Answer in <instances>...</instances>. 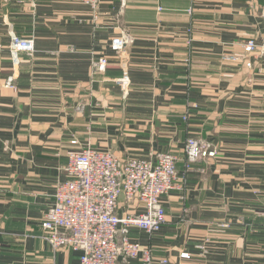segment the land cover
<instances>
[{
	"label": "crops",
	"instance_id": "crops-1",
	"mask_svg": "<svg viewBox=\"0 0 264 264\" xmlns=\"http://www.w3.org/2000/svg\"><path fill=\"white\" fill-rule=\"evenodd\" d=\"M99 16L80 0H0V41L36 44L17 64L0 56V264H80L71 249L53 251L42 223L69 153L87 146L122 162L179 158L187 185L163 199L167 224L130 231L156 261L264 264V69L221 62L264 36V0H102ZM123 32L134 43L120 56L111 43ZM124 67L127 99L116 84ZM191 137L217 155L186 172Z\"/></svg>",
	"mask_w": 264,
	"mask_h": 264
},
{
	"label": "built area",
	"instance_id": "built-area-1",
	"mask_svg": "<svg viewBox=\"0 0 264 264\" xmlns=\"http://www.w3.org/2000/svg\"><path fill=\"white\" fill-rule=\"evenodd\" d=\"M80 2L91 11L97 24L102 0ZM126 2L121 0L122 8ZM133 43L134 39L123 32L113 39L111 47L122 56ZM242 48L241 54H222L221 62L243 64L248 69L259 65L262 71L264 36L247 40ZM35 50L33 38L12 34L7 43L0 41V56L9 51L16 64L20 53L33 54ZM107 65L108 60L100 58L94 64L95 71L105 72ZM116 84L127 99L132 86L127 67L123 68ZM6 86L15 88L13 77ZM71 144L79 146L77 140ZM216 155L217 151L207 140L189 138L185 145L186 172ZM178 162L179 158L171 153L158 154L156 159L130 158L122 162L112 152L91 146L71 151L65 168L66 179L58 185L54 204L42 223L43 239L54 252L71 249L79 253L80 264H131L139 259L144 264H169L166 259L156 261L150 249L133 242L130 231L136 228L153 236L167 224L163 199L175 189L185 191L187 185V175H179ZM122 202L129 208L124 214L119 213ZM200 249L205 250V247ZM181 257L190 256L182 254Z\"/></svg>",
	"mask_w": 264,
	"mask_h": 264
},
{
	"label": "rangeland",
	"instance_id": "rangeland-1",
	"mask_svg": "<svg viewBox=\"0 0 264 264\" xmlns=\"http://www.w3.org/2000/svg\"><path fill=\"white\" fill-rule=\"evenodd\" d=\"M181 199H182V201H184V200H185V199H184V196H182V197H181ZM183 199H184V200H183ZM184 212L186 213V211H185V210H184Z\"/></svg>",
	"mask_w": 264,
	"mask_h": 264
}]
</instances>
